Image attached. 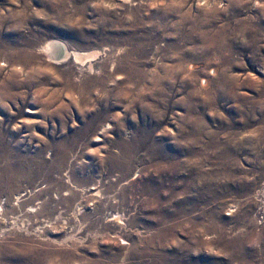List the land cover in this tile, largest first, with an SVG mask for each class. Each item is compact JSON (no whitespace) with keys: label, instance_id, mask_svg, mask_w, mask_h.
I'll list each match as a JSON object with an SVG mask.
<instances>
[{"label":"rangeland","instance_id":"1","mask_svg":"<svg viewBox=\"0 0 264 264\" xmlns=\"http://www.w3.org/2000/svg\"><path fill=\"white\" fill-rule=\"evenodd\" d=\"M0 264H264V0H0Z\"/></svg>","mask_w":264,"mask_h":264},{"label":"bare ground","instance_id":"2","mask_svg":"<svg viewBox=\"0 0 264 264\" xmlns=\"http://www.w3.org/2000/svg\"><path fill=\"white\" fill-rule=\"evenodd\" d=\"M51 45H52V48H51ZM57 45L59 46V44H57ZM57 45H55V44L52 43V44H50V46H46V47H45V48H47V49H45L46 52H47V50L50 52L49 47L51 48V50H53V47H55V46L57 47ZM62 48H63V47H62ZM45 50H44V51H45ZM55 50H56V49H55ZM49 52H47V53H49ZM55 52H56V51H55ZM63 52H64V51H63ZM65 52H66V50H65ZM65 52H64V53H65ZM56 53H57V52H56ZM50 54H52L53 56L55 55V53H53V51H51V52L49 53V55H50ZM80 54H81V53H80ZM56 55H57V54H56ZM65 55H66V54H65ZM65 55H64V56H65ZM67 55H68V53H67ZM77 55H78V54H77ZM77 55H75V57H76ZM82 55H83V54H82ZM50 56H51V55H50ZM64 56H62V58H63ZM88 56L90 57V54H89ZM94 56H95V55H93L92 57H94ZM49 58H50V57H49ZM54 58H56V57H54ZM57 58H58V56H57ZM64 58H65V57H64ZM66 58H67V57H66ZM77 58H78V56H77ZM79 58H80V57H79ZM82 58H83V57H82ZM82 58H81V60H82ZM87 58H88V57H87ZM73 59H74V58H73ZM83 59L85 60V58H83ZM91 59H92V58H91ZM91 59H90V60H91ZM56 60H57V59H56ZM61 60H62V59H61ZM64 60H65V59H64ZM75 60H76V59H75ZM79 61H80V60H79ZM56 62H57V61H56ZM81 63H83V61H82Z\"/></svg>","mask_w":264,"mask_h":264}]
</instances>
